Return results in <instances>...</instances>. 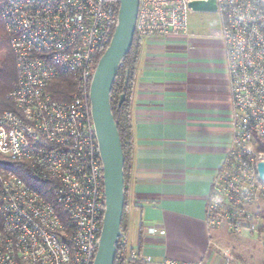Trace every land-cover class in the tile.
<instances>
[{"label":"built area","instance_id":"built-area-1","mask_svg":"<svg viewBox=\"0 0 264 264\" xmlns=\"http://www.w3.org/2000/svg\"><path fill=\"white\" fill-rule=\"evenodd\" d=\"M140 0L135 37L188 39L189 3ZM225 48L232 135L211 179L209 232L264 238V0H216ZM120 0H2L17 83L15 111L0 115V155L24 164L31 186L0 168V264H93L105 213L103 166L91 112L98 53L116 30ZM71 75L69 100L54 98V81ZM42 185V187H38ZM148 234L164 236L152 227ZM122 244L127 249L123 233ZM228 259H232L226 255ZM152 264L138 253L127 263ZM162 264H205L165 260Z\"/></svg>","mask_w":264,"mask_h":264},{"label":"crops","instance_id":"crops-1","mask_svg":"<svg viewBox=\"0 0 264 264\" xmlns=\"http://www.w3.org/2000/svg\"><path fill=\"white\" fill-rule=\"evenodd\" d=\"M189 30L188 39L141 42L131 106L127 256L138 253L152 264H241L239 240L250 237L225 228L210 233L205 222L211 179L232 135L225 48L190 23ZM152 227L165 235L148 234ZM253 238L264 250V238Z\"/></svg>","mask_w":264,"mask_h":264},{"label":"water","instance_id":"water-1","mask_svg":"<svg viewBox=\"0 0 264 264\" xmlns=\"http://www.w3.org/2000/svg\"><path fill=\"white\" fill-rule=\"evenodd\" d=\"M139 6L140 0H120L115 33L96 65L90 86L91 112L103 166L105 196L103 228L93 264H114L117 245L123 235L125 159L111 98L119 70L135 40ZM189 7L195 13H217L218 10L216 0H195L189 3ZM125 99L126 94L123 93L119 106ZM258 172L264 179V163L258 164Z\"/></svg>","mask_w":264,"mask_h":264},{"label":"trees","instance_id":"trees-1","mask_svg":"<svg viewBox=\"0 0 264 264\" xmlns=\"http://www.w3.org/2000/svg\"><path fill=\"white\" fill-rule=\"evenodd\" d=\"M2 0H0V3ZM107 49V48H106ZM102 50L96 56V62L99 61L105 50ZM141 53V42L135 37L132 49L122 64L118 77L114 83L112 91V110L122 142L124 159H125V210L122 222L123 233L127 223V206H128V181L133 159V132L131 106L134 92V84L138 69V63ZM17 60L14 50L11 47V35L6 29L5 23L1 17L0 11V115L4 112L15 111V106L11 94L17 83ZM127 81V85H125ZM54 98L60 101H67L72 92L76 89V84L71 75L61 77L53 82L51 87ZM126 94V99L122 106H119V99L122 94ZM11 168L25 179L31 186L39 184L31 175L30 170L20 163H13L0 155V168ZM42 187V185H38ZM132 263V262H130ZM114 264L127 263V249L120 239L117 245V254Z\"/></svg>","mask_w":264,"mask_h":264},{"label":"rangeland","instance_id":"rangeland-1","mask_svg":"<svg viewBox=\"0 0 264 264\" xmlns=\"http://www.w3.org/2000/svg\"><path fill=\"white\" fill-rule=\"evenodd\" d=\"M189 23L194 31L205 35L221 27L220 15L218 13H192ZM255 240L253 237L239 240L241 246V249H239L241 264H263L264 250L257 245ZM250 254L253 256V261L249 258Z\"/></svg>","mask_w":264,"mask_h":264}]
</instances>
